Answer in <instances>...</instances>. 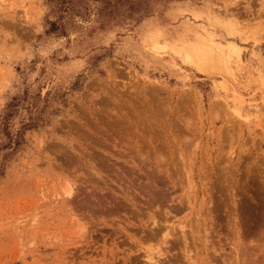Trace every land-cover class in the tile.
Wrapping results in <instances>:
<instances>
[{"label": "rangeland", "instance_id": "374dc122", "mask_svg": "<svg viewBox=\"0 0 264 264\" xmlns=\"http://www.w3.org/2000/svg\"><path fill=\"white\" fill-rule=\"evenodd\" d=\"M263 198L264 0H0V264H264Z\"/></svg>", "mask_w": 264, "mask_h": 264}, {"label": "bare ground", "instance_id": "6f19581e", "mask_svg": "<svg viewBox=\"0 0 264 264\" xmlns=\"http://www.w3.org/2000/svg\"><path fill=\"white\" fill-rule=\"evenodd\" d=\"M157 44H159V43L156 42V45H157ZM208 47H209V49H210L211 51H215V49H216V48H214V47H212V46H209V45H208ZM209 53H210V52H209ZM213 54H214V53H213ZM107 126H108V125H107ZM127 132H128V131H127ZM158 135H159V134H158ZM127 136H128V135H127ZM158 139H159V138H158ZM126 141H127V140H126ZM145 169H146V168H145ZM150 169H151V168H150ZM191 169H192V168H191ZM200 173H201V172H200ZM202 173H203V172H202ZM186 174H187V173H186ZM134 177H136V176H134ZM154 178H155V177H154ZM207 178H208V177H207ZM152 179H153V178H152ZM230 182H231V181H230ZM150 184H151V183H150ZM235 185H236V184H235ZM217 186H218V185H217ZM240 187H241V186H240ZM155 188H156V187H155ZM241 188H242V187H241ZM232 189H233V188H232ZM166 190H167V189H166ZM199 190H200V189H199ZM224 190H225V189H224ZM230 190H231V189H230ZM160 191H162V190H160ZM233 191H234V190H233ZM248 191H249V190H248ZM155 192H156V191H155ZM158 192H159V191H158ZM162 192H163V191H162ZM156 193H157V192H156ZM160 193H161V192H160ZM160 193H157V194L159 195ZM164 193H165V192H164ZM166 193H167V192H166ZM166 193H165V194H166ZM228 193H229V192H228ZM260 193H261V192H260ZM160 195H161V194H160ZM162 195H163V194H162ZM166 195H167V194H166ZM166 195H165V196H166ZM259 195H260V194H259ZM163 196H164V195H163ZM158 197H159V196H158ZM158 197H157V199H158ZM155 199H156V198H155ZM219 199H220V198H219ZM263 199H264V198H263ZM222 201H223V200H222ZM252 203H253V202H252ZM262 204H263V203H262ZM239 206H240V205H239ZM220 207H221V206H220ZM240 207H241V206H240ZM179 209H180V208H179ZM180 210H181V209H180ZM182 210H183V209H182ZM219 210H220V209H219ZM170 211H172V210H170ZM173 212H174V211H173ZM237 213H238V212H237ZM209 215H210V214H209ZM168 221H169V220H168ZM155 223H156V222H155ZM155 226H156V225H155ZM151 228H152V227H151ZM164 228H165V227H164ZM145 231H146V230H145ZM155 231H156V230H155ZM157 233H159V232L157 231ZM157 233L154 232V233H153V236H156V237H157V236H158ZM151 234H152V232L150 233V235H151ZM148 237H149V236H148ZM148 237H147V238H148ZM150 237H151V236H150ZM130 239H131V238H130ZM151 239H152V238H151ZM153 239H154V238H153ZM150 241H151V240H150ZM152 241H153V240H152ZM177 241H178V240H177ZM238 241H239V240H238ZM174 242H176V241H174ZM184 245H185V244H184ZM237 255H238V254H237ZM135 257H136V256H135ZM146 257L149 258V260H152V257L150 256V254L147 255ZM155 257H156V256H155ZM143 261H145V259H144ZM147 261H148V260H147ZM149 262H150V261H149ZM151 262H152V261H151ZM151 262H150V263H151ZM152 263H153V262H152ZM147 264H148V263H147Z\"/></svg>", "mask_w": 264, "mask_h": 264}, {"label": "trees", "instance_id": "16d2710c", "mask_svg": "<svg viewBox=\"0 0 264 264\" xmlns=\"http://www.w3.org/2000/svg\"><path fill=\"white\" fill-rule=\"evenodd\" d=\"M6 116H8V115H6ZM6 116H5V117H6ZM5 117H4V118H5Z\"/></svg>", "mask_w": 264, "mask_h": 264}]
</instances>
